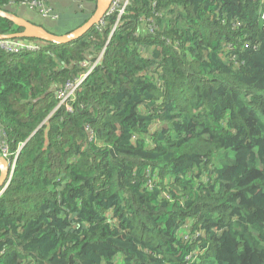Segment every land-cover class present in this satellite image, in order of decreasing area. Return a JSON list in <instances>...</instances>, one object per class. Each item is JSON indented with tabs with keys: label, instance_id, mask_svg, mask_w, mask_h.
Listing matches in <instances>:
<instances>
[{
	"label": "trees",
	"instance_id": "1",
	"mask_svg": "<svg viewBox=\"0 0 264 264\" xmlns=\"http://www.w3.org/2000/svg\"><path fill=\"white\" fill-rule=\"evenodd\" d=\"M25 1L0 10L56 36L98 4L38 0L44 17ZM21 32L0 17V36ZM39 42L0 50L17 155L0 264H264V0H130Z\"/></svg>",
	"mask_w": 264,
	"mask_h": 264
},
{
	"label": "water",
	"instance_id": "2",
	"mask_svg": "<svg viewBox=\"0 0 264 264\" xmlns=\"http://www.w3.org/2000/svg\"><path fill=\"white\" fill-rule=\"evenodd\" d=\"M113 1L114 0H98L97 10L92 18L79 29L64 36L53 35L41 26L35 25L23 18L9 15L0 10V17L10 20L15 25L23 29V32L21 33L0 36V40L28 39L39 40L57 45L71 43L84 36L94 26L100 25L102 20L106 17L110 5ZM13 167L14 166H12V164L8 160L0 158V193H3L9 186L11 181V174L15 168Z\"/></svg>",
	"mask_w": 264,
	"mask_h": 264
},
{
	"label": "built area",
	"instance_id": "3",
	"mask_svg": "<svg viewBox=\"0 0 264 264\" xmlns=\"http://www.w3.org/2000/svg\"><path fill=\"white\" fill-rule=\"evenodd\" d=\"M26 5H30L32 8H37L40 10V13L47 17L51 13V8L47 7L42 1L38 0H26L24 2ZM130 4V0H114L110 5V8L106 16L118 15L119 17L123 15ZM53 19H56L53 17ZM0 50L5 51L11 54L19 53H38L42 50L41 42L39 41H19V40H0ZM84 78V77H83ZM82 79L77 80L74 83L68 84L66 89L61 91L59 94L60 104H65L73 95L76 88L82 82ZM69 113L74 111L71 108H68ZM0 158L8 160L12 166L15 167L17 155H12L9 145L1 140L0 134ZM13 167V168H14ZM12 168V169H13Z\"/></svg>",
	"mask_w": 264,
	"mask_h": 264
}]
</instances>
